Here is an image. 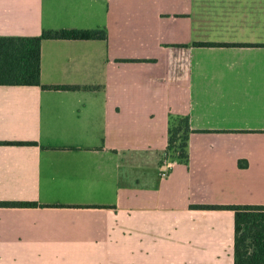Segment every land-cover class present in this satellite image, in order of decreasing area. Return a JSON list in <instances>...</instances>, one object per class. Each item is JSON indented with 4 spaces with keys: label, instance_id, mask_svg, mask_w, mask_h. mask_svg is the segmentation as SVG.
Masks as SVG:
<instances>
[{
    "label": "crops",
    "instance_id": "1",
    "mask_svg": "<svg viewBox=\"0 0 264 264\" xmlns=\"http://www.w3.org/2000/svg\"><path fill=\"white\" fill-rule=\"evenodd\" d=\"M59 29L102 36L0 84V201L37 203L0 205V264H234V210L191 204H264V0H0L1 36Z\"/></svg>",
    "mask_w": 264,
    "mask_h": 264
},
{
    "label": "trees",
    "instance_id": "2",
    "mask_svg": "<svg viewBox=\"0 0 264 264\" xmlns=\"http://www.w3.org/2000/svg\"><path fill=\"white\" fill-rule=\"evenodd\" d=\"M97 30H44L37 36L0 35V84H40L41 40L53 38H92ZM218 45L215 42H197ZM53 87H71L54 85ZM187 115L168 114L165 159L189 162L188 138L191 132ZM170 166L168 167V171ZM34 201H0L1 206H34ZM195 208L234 210V264H264V204H191Z\"/></svg>",
    "mask_w": 264,
    "mask_h": 264
},
{
    "label": "built area",
    "instance_id": "3",
    "mask_svg": "<svg viewBox=\"0 0 264 264\" xmlns=\"http://www.w3.org/2000/svg\"><path fill=\"white\" fill-rule=\"evenodd\" d=\"M160 174H161V176H163V177L168 175V167H167V165H165V167L162 168Z\"/></svg>",
    "mask_w": 264,
    "mask_h": 264
},
{
    "label": "rangeland",
    "instance_id": "4",
    "mask_svg": "<svg viewBox=\"0 0 264 264\" xmlns=\"http://www.w3.org/2000/svg\"><path fill=\"white\" fill-rule=\"evenodd\" d=\"M169 172V171H168Z\"/></svg>",
    "mask_w": 264,
    "mask_h": 264
}]
</instances>
